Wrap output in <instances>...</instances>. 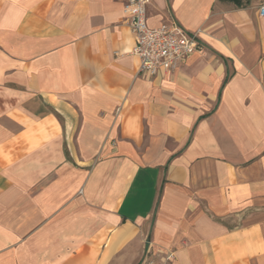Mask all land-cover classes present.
I'll use <instances>...</instances> for the list:
<instances>
[{
  "label": "crops",
  "instance_id": "crops-1",
  "mask_svg": "<svg viewBox=\"0 0 264 264\" xmlns=\"http://www.w3.org/2000/svg\"><path fill=\"white\" fill-rule=\"evenodd\" d=\"M263 6L150 0L148 78L122 0H0V264H264Z\"/></svg>",
  "mask_w": 264,
  "mask_h": 264
},
{
  "label": "built area",
  "instance_id": "built-area-1",
  "mask_svg": "<svg viewBox=\"0 0 264 264\" xmlns=\"http://www.w3.org/2000/svg\"><path fill=\"white\" fill-rule=\"evenodd\" d=\"M124 13L135 47L132 54L138 58V74L155 78L176 71L201 48L199 34L190 33L175 20L157 28L147 24L150 0H122ZM264 16V6L260 10ZM176 253L168 251L161 260L148 259L143 264H172Z\"/></svg>",
  "mask_w": 264,
  "mask_h": 264
}]
</instances>
